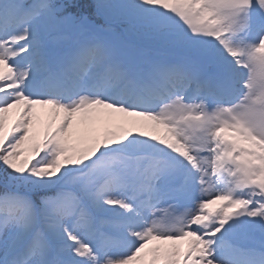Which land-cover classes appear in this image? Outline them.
<instances>
[{
	"label": "snow or ice",
	"instance_id": "6c2138e0",
	"mask_svg": "<svg viewBox=\"0 0 264 264\" xmlns=\"http://www.w3.org/2000/svg\"><path fill=\"white\" fill-rule=\"evenodd\" d=\"M0 264H264V0H0Z\"/></svg>",
	"mask_w": 264,
	"mask_h": 264
},
{
	"label": "rangeland",
	"instance_id": "374dc122",
	"mask_svg": "<svg viewBox=\"0 0 264 264\" xmlns=\"http://www.w3.org/2000/svg\"><path fill=\"white\" fill-rule=\"evenodd\" d=\"M42 112H45L46 113V110H42ZM10 123V122H9Z\"/></svg>",
	"mask_w": 264,
	"mask_h": 264
}]
</instances>
